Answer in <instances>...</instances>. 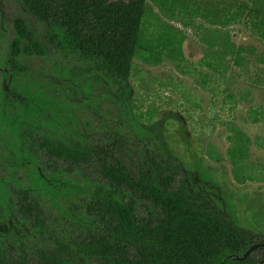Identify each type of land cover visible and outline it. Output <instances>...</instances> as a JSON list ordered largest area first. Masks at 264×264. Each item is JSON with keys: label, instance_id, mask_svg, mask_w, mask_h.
<instances>
[{"label": "rangeland", "instance_id": "1", "mask_svg": "<svg viewBox=\"0 0 264 264\" xmlns=\"http://www.w3.org/2000/svg\"><path fill=\"white\" fill-rule=\"evenodd\" d=\"M17 17L45 54L20 58L28 70L11 87L25 104H5L0 72V264H41L58 241L86 239L85 183L67 184L98 176L95 167L81 175L62 164L40 174L48 159L21 153L23 121L123 160L136 177L154 175L161 140L186 170L177 186L208 192L264 243V0H147L128 82L58 51L20 0H0V67ZM9 157L26 166L11 170ZM19 188L42 213L18 215ZM253 256L264 264V247Z\"/></svg>", "mask_w": 264, "mask_h": 264}, {"label": "trees", "instance_id": "2", "mask_svg": "<svg viewBox=\"0 0 264 264\" xmlns=\"http://www.w3.org/2000/svg\"><path fill=\"white\" fill-rule=\"evenodd\" d=\"M20 1L58 51L88 63L87 71L128 82L147 0ZM14 32L3 68L16 77L28 70L20 62L22 56H43L45 49L24 18L14 20ZM5 75L6 101L9 97L25 104L12 87L8 90ZM22 129L21 153L48 159L40 174L45 167L52 173L54 164L66 165L65 173L82 175L84 169L95 167L98 174L95 179L81 176L74 187L67 184L77 190L85 183L86 239L76 244L58 241L54 251L42 253L41 264H258L253 253L236 259L254 244L251 232L231 223L208 192L185 183L177 186L186 170L161 140L162 159L154 163V175L136 177L123 160L86 143L49 135L24 121ZM22 169L23 165L16 168ZM16 195V211L22 219L42 213L30 190L19 188ZM142 206L148 216L139 212Z\"/></svg>", "mask_w": 264, "mask_h": 264}, {"label": "water", "instance_id": "3", "mask_svg": "<svg viewBox=\"0 0 264 264\" xmlns=\"http://www.w3.org/2000/svg\"><path fill=\"white\" fill-rule=\"evenodd\" d=\"M0 71L8 75L9 80H8L7 88L9 90L11 88V84H12V80H13L12 72L9 69L3 68V67H0ZM263 247H264V243L253 244L252 246H250V248L247 250V252L245 253V255L242 258H236V259H238V260L246 259L249 256H251L252 253L255 252L257 249L263 248Z\"/></svg>", "mask_w": 264, "mask_h": 264}, {"label": "flooded vegetation", "instance_id": "4", "mask_svg": "<svg viewBox=\"0 0 264 264\" xmlns=\"http://www.w3.org/2000/svg\"><path fill=\"white\" fill-rule=\"evenodd\" d=\"M1 72V71H0ZM3 73V72H2ZM12 101H13V99H9V97H8V101H6V99H5V104H7V105H10V104H12ZM7 112V110L5 111H2V114H4V113H6ZM42 130H44L43 128H42ZM44 157V156H43ZM42 157V158H43ZM8 161V163H9V166H10V169L11 170H16V168H18V167H16L17 166V164H16V162H17V158H14V157H9V160H7ZM35 165V164H34ZM22 166V165H21ZM21 166H19V167H21ZM24 167L26 166V165H23ZM40 171V170H39Z\"/></svg>", "mask_w": 264, "mask_h": 264}]
</instances>
